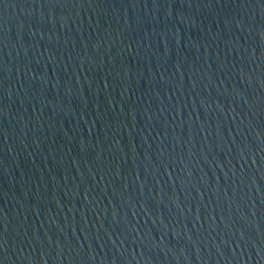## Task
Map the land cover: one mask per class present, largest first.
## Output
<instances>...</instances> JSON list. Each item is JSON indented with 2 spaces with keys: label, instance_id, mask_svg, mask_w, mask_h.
<instances>
[{
  "label": "water",
  "instance_id": "water-1",
  "mask_svg": "<svg viewBox=\"0 0 264 264\" xmlns=\"http://www.w3.org/2000/svg\"><path fill=\"white\" fill-rule=\"evenodd\" d=\"M0 264H264V0H0Z\"/></svg>",
  "mask_w": 264,
  "mask_h": 264
}]
</instances>
